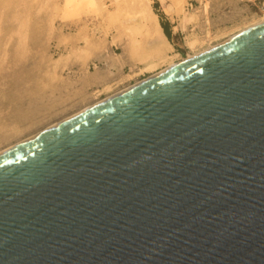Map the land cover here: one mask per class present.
<instances>
[{
	"label": "water",
	"instance_id": "95a60500",
	"mask_svg": "<svg viewBox=\"0 0 264 264\" xmlns=\"http://www.w3.org/2000/svg\"><path fill=\"white\" fill-rule=\"evenodd\" d=\"M0 264H264V23L1 153Z\"/></svg>",
	"mask_w": 264,
	"mask_h": 264
},
{
	"label": "rangeland",
	"instance_id": "374dc122",
	"mask_svg": "<svg viewBox=\"0 0 264 264\" xmlns=\"http://www.w3.org/2000/svg\"><path fill=\"white\" fill-rule=\"evenodd\" d=\"M67 1L0 0V151L151 75L140 73L152 43L137 10L148 0H97L80 8ZM150 1L173 47L155 60L156 71L191 54L188 39L199 41L198 51L264 16V0H182L176 14L170 0ZM195 11L197 23L180 26Z\"/></svg>",
	"mask_w": 264,
	"mask_h": 264
},
{
	"label": "bare ground",
	"instance_id": "6f19581e",
	"mask_svg": "<svg viewBox=\"0 0 264 264\" xmlns=\"http://www.w3.org/2000/svg\"><path fill=\"white\" fill-rule=\"evenodd\" d=\"M172 3H171V7H172V13L173 14H176L177 13V10H179L177 7L179 6V4H181V2H182V0H170ZM67 3H69V4H71L72 5V7H74V8H80L82 5L84 6L85 4H88V5H91V6H97L98 4H97V0H68L67 1ZM137 3V2H136ZM150 3H151V1L150 0H148V2H139L138 3V6H137V10L139 11V12H144V13H142L143 14V16H142V20H143V25H147V27H148V37H149V40L151 41V43H152V47H151V49H152V51H151V55H150V58H148L149 59V61L147 60V63L145 62L146 60H144V62L146 63V64H144V66H143V69H140V73L142 72H148V73H150L151 75L148 77V78H146V79H144V80H138V81H136L135 82V84H133V85H130V86H128V87H125V88H123V89H121V90H119V91H117V92H115V93H113V94H111V95H109V96H107L106 98H104V99H102V100H99L98 102H96V103H94V104H92V105H90V106H87L86 108H84V109H82V110H80L79 112H81V111H84L85 109H88V108H91L93 105H97V104H99V103H102V102H104V101H106V100H108V99H111V98H113V97H115V96H117V95H119L120 93H122L123 91H126L127 89H129V88H132V87H134V86H136V85H139L140 83H143V82H145V81H147V80H149V79H152V78H154V77H157L158 75H160L161 73H163V72H165V71H167L168 69H170V68H172V67H174V66H176V65H178L179 63H182V62H185V61H187V60H189V59H193V58H195V57H197L198 55H201L202 53H205V52H207V51H209V50H212V49H215L216 47H218V46H220L221 44H223L224 42H226V41H228L229 39H231L232 37H234V36H236V35H239V34H241V33H244V32H246V31H248V30H250V29H252V28H254V27H257V26H259V25H261V24H263L264 23V16H261V17H259V18H255V20H252L251 22H249L248 24H245L243 27H241V28H239V29H236V31L235 32H233V33H231L229 36H225V38L222 40V41H219V42H217V43H215V44H208L209 46L208 47H206V48H203V46H202V48L203 49H201V50H196V48H197V46H198V43H199V41L197 40V39H188L187 41H186V43H185V46H186V48L187 49H189V51H191V54H188L187 55V57L186 58H184V59H177V60H179V61H177V62H174V61H170L169 63H168V65L166 66V68H164V69H158V70H160V71H156V65L154 64V62H155V60H157V59H161V58H164V57H166L167 56V53H169V52H171L172 50H173V47H172V45L170 44V42L168 41V38L165 36V32L163 31V29H162V25L160 24V22H159V18H158V16H157V14L152 10V8H151V6H150ZM101 4H104V3H101ZM119 6V5H118ZM132 6V5H131ZM130 7V6H129ZM181 7H182V5H181ZM181 7H180V9H181ZM123 8V7H122ZM121 9V8H120ZM119 10V9H118ZM128 10V9H127ZM183 10V9H182ZM97 11V10H96ZM102 11H105V10H102ZM129 11V10H128ZM206 11V10H205ZM101 12V11H100ZM118 12V11H117ZM117 12L115 13V14H117ZM146 12V13H145ZM183 12V11H182ZM99 13V12H98ZM123 13V12H122ZM137 13V12H136ZM178 13H180V12H178ZM186 13V12H185ZM197 13L198 12H192V14H189V15H185L184 14V17H182L181 18V20H182V23H181V25L180 26H182V27H184L185 28V26L186 25H188V24H192V23H194V22H196V18H197ZM119 14V13H118ZM187 14V13H186ZM108 15V14H107ZM123 15V14H122ZM127 15V14H126ZM139 15V14H138ZM138 15H137V17H138ZM171 16V15H170ZM258 16V15H257ZM106 17V16H105ZM108 17V16H107ZM118 17V16H117ZM128 17H130V16H128ZM136 17V16H135ZM137 17H136V19H137ZM132 18H133V16H132ZM253 18V17H252ZM119 19H120V17H119ZM141 19V18H140ZM109 20V19H108ZM110 20H112V19H110ZM198 20V19H197ZM141 21V20H140ZM114 22V21H113ZM120 22V21H119ZM110 23V22H109ZM117 23V22H116ZM197 23V22H196ZM245 23V22H244ZM247 23V22H246ZM111 24H112V22H111ZM118 25V24H117ZM116 25V26H117ZM121 25V24H120ZM240 25V26H241ZM192 26H193V24H192ZM121 27V26H120ZM132 27V26H131ZM139 27V26H138ZM144 27V26H143ZM232 27H234V26H232ZM123 28H124V26H123ZM123 28H121V29H123ZM188 28V27H187ZM209 28V27H208ZM128 29V28H127ZM132 29V28H131ZM130 29V30H131ZM120 29H119V27H118V31H119ZM129 30V31H130ZM136 30V29H135ZM147 30V29H146ZM145 30V31H146ZM182 30V29H181ZM222 30H223V28H222ZM229 30V29H228ZM235 30V29H234ZM128 31V32H129ZM143 31H144V29H143ZM144 31V32H145ZM218 31V29L216 30V32ZM230 31V30H229ZM231 31H233V29L231 30ZM122 32V31H121ZM125 32H127L126 30H125ZM127 32V33H128ZM130 32H132V33H134V31L133 30H131ZM208 32V31H207ZM215 32V33H216ZM221 32V31H220ZM135 33H136V31H135ZM140 33V32H139ZM189 33V32H188ZM192 33V32H191ZM190 33V34H191ZM206 33V32H205ZM209 33V32H208ZM222 33H223V31H222ZM227 33V32H226ZM130 34V33H129ZM129 34H128V36H129ZM207 34V33H206ZM134 35V34H133ZM142 35H144V34H142ZM210 35V34H209ZM208 35V36H209ZM225 35V34H224ZM130 36H132V35H130ZM145 36V35H144ZM187 36V35H186ZM189 36V35H188ZM194 36V35H193ZM193 36H191V37H193ZM207 35H205V37H206ZM220 36V35H219ZM218 36V37H219ZM134 37V36H133ZM200 37V36H199ZM212 37H213V35H212ZM221 37V36H220ZM135 38V37H134ZM185 38V37H184ZM189 38V37H188ZM195 38V37H194ZM196 38H198V37H196ZM201 38V37H200ZM199 38V39H200ZM215 38V37H214ZM133 39V38H132ZM131 39V40H132ZM210 39V38H209ZM208 39V40H209ZM184 40V39H183ZM202 40V39H201ZM213 40V39H212ZM147 41V40H146ZM205 41V40H204ZM134 42H135V40H134ZM134 42H133V44L132 45H135L134 44ZM141 42V41H140ZM207 42V41H206ZM137 43V42H136ZM208 43V42H207ZM200 44H201V41H200ZM130 45V44H129ZM184 45V44H183ZM136 46V45H135ZM201 47V46H200ZM127 48V47H126ZM165 48H167L168 49V52H166V49ZM125 49V48H124ZM127 50V49H126ZM137 51V47H134V50H132V52H136ZM131 52V51H130ZM138 53V52H137ZM140 53V52H139ZM172 53V52H171ZM173 54V53H172ZM148 56V55H147ZM177 56V55H176ZM175 56V57H176ZM173 57V56H172ZM172 57H170V60H171V58ZM56 60H58V59H56ZM142 60V59H141ZM163 62V61H162ZM141 63V62H140ZM159 63V62H158ZM161 65V64H160ZM164 65V64H163ZM137 75H139V74H131V75H125L126 77H128V79H132L133 77H135V76H137ZM125 77V80L127 79ZM112 85V84H111ZM103 89V88H102ZM107 89V88H106ZM108 90V89H107ZM106 90V91H107ZM110 90V89H109ZM101 91V90H100ZM99 91V92H100ZM101 92H103V90L101 91ZM109 92V91H108ZM105 93V92H104ZM79 112H77V113H75L74 115H71V116H69V117H67V118H65V119H63V120H61V121H59V122H55V123H53L52 125H50V126H48L47 128H45V129H43L42 131H40V132H38V133H36V134H34V135H31V136H29V137H27V138H25L24 140H22V141H19L18 143H15V144H13V145H11V146H9V147H7V148H5V149H3V150H1L0 151V154L1 153H4L5 151H7V150H9V149H11L12 147H15V146H17V145H19V144H21V143H23L24 141H26L27 139H29V138H31V137H34V136H36V135H38V134H40V133H42V132H45V131H47L48 129H50V128H52V127H54V126H56V125H59L60 123H63V122H65V121H67L68 119H70L71 117H73V116H75L76 114H78Z\"/></svg>",
	"mask_w": 264,
	"mask_h": 264
},
{
	"label": "trees",
	"instance_id": "16d2710c",
	"mask_svg": "<svg viewBox=\"0 0 264 264\" xmlns=\"http://www.w3.org/2000/svg\"><path fill=\"white\" fill-rule=\"evenodd\" d=\"M160 24L162 25L161 27H162L163 31L165 32V36L167 38H170V32H169L168 28L166 27V25L162 21L160 22Z\"/></svg>",
	"mask_w": 264,
	"mask_h": 264
},
{
	"label": "crops",
	"instance_id": "0c3cea01",
	"mask_svg": "<svg viewBox=\"0 0 264 264\" xmlns=\"http://www.w3.org/2000/svg\"><path fill=\"white\" fill-rule=\"evenodd\" d=\"M160 22V21H159Z\"/></svg>",
	"mask_w": 264,
	"mask_h": 264
}]
</instances>
